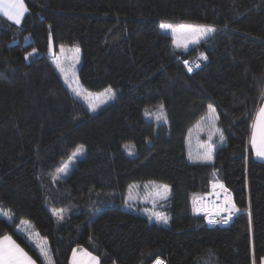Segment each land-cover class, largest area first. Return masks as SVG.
I'll return each mask as SVG.
<instances>
[{
    "label": "trees",
    "instance_id": "1",
    "mask_svg": "<svg viewBox=\"0 0 264 264\" xmlns=\"http://www.w3.org/2000/svg\"><path fill=\"white\" fill-rule=\"evenodd\" d=\"M26 3L21 25L0 16V238L38 264H71L76 249L100 264H260L264 162L250 140L264 98V0ZM163 22L216 31L183 52ZM50 36L56 50L79 45L81 82L114 88L115 101L91 112L73 96L49 56ZM198 59L189 73L185 61ZM159 104L167 122L156 125L144 115ZM210 104L223 145L210 162L196 161L188 140ZM81 147L85 157L56 180ZM152 180L171 186L169 227L123 208L132 184ZM219 184L241 211L228 228L193 208L194 195L225 193ZM32 230L47 240L49 263Z\"/></svg>",
    "mask_w": 264,
    "mask_h": 264
},
{
    "label": "rangeland",
    "instance_id": "2",
    "mask_svg": "<svg viewBox=\"0 0 264 264\" xmlns=\"http://www.w3.org/2000/svg\"><path fill=\"white\" fill-rule=\"evenodd\" d=\"M163 23H169V22H163ZM174 25L179 24H187V25H201V24H192V23H170ZM162 33L168 34L173 38V47L175 50L188 52L192 48L198 46L200 43L206 41L210 37L213 36L214 33L204 37L200 40L198 44L191 43L190 37L188 34H182L180 32H177L175 35L171 32V30H164L161 29ZM188 42V47H183L184 43ZM30 41V36H27L25 38V42L28 43ZM53 44V42H52ZM180 45V46H177ZM64 52H61L60 49L56 50L53 44L52 51L49 52V56L52 58L54 65L56 66L57 60L59 61L61 67L65 70V75L69 78L70 83L72 84V87H79L81 95L76 96L71 89L69 88L68 84L65 83L64 75L61 74V72L57 69L62 81L64 82L67 89L73 94V96L77 97L80 101H82L87 108L91 111L89 104L92 105H99L97 107L98 111L102 107L112 103L117 98V91L114 88H111L115 92V98L111 100H107L106 96H98L96 94L103 93L104 90L99 92H93L84 86V84L81 82L80 79V68L82 65V49L79 45H72V46H63ZM76 47H79V61H76L77 53L74 51ZM37 54V52H35ZM78 79V84H77ZM107 89V88H106ZM92 94L91 96L89 94ZM106 100V102H104ZM147 110L145 112V119L150 122H154L156 125H161L163 123L167 122V116L165 112V107L161 109L159 106ZM164 106V105H163ZM95 111V112H96ZM93 112V111H91ZM215 115L217 116V113L215 112ZM159 117V118H158ZM218 130V131H217ZM212 134L211 140H209V135ZM222 132L218 129L217 126V119L213 120L211 119V113L209 112L206 118L202 121V123L198 126V128L194 131V133L190 136L188 140V144L190 147V153L192 154V158L196 161H204L203 157L206 152V146L208 144L212 145V159L215 155L217 146H222L223 141L220 139V135ZM126 153L134 157L136 155L135 147L132 144H126L124 146ZM85 149L84 147L80 148V151H76L75 155L73 154L63 165V167L56 173V180L57 179H66L72 170L73 167H75L76 163L79 160H82L85 157ZM191 158V159H192ZM211 159V160H212ZM205 162V161H204ZM160 185H168L169 192L167 194L166 198H160L156 195V192L158 190V186ZM217 195V194H215ZM131 197V198H130ZM172 206V189L169 184L159 182V181H146V182H137L132 184L127 193L126 203L123 206L126 210H129L133 213L145 216L150 218L153 221H156L159 225L164 227L170 226V209ZM153 213L159 214L161 217L167 218V223L165 224L163 220H158L155 215H152ZM7 217L12 218V214L9 212ZM31 238V239H30ZM30 242L33 243L41 253V249H44V251L47 253V257L42 256L44 261L50 262L49 257V247L48 242L46 239H42L39 237L36 231L32 230L30 231ZM1 239V238H0ZM78 249L75 250L77 252ZM83 250V249H82ZM86 251V250H85ZM88 252H85L87 254ZM77 254V253H75ZM88 256V255H87ZM82 257V256H81ZM87 258V257H86ZM86 258L82 257V260L77 259L78 264H89L86 262ZM74 260V255H73ZM76 260V255H75Z\"/></svg>",
    "mask_w": 264,
    "mask_h": 264
},
{
    "label": "snow or ice",
    "instance_id": "3",
    "mask_svg": "<svg viewBox=\"0 0 264 264\" xmlns=\"http://www.w3.org/2000/svg\"><path fill=\"white\" fill-rule=\"evenodd\" d=\"M28 11L24 4V0H0V12L3 13L4 16H6L9 20L14 21L16 24L21 23V18L24 16V14ZM161 29L164 30H171L173 35H175L177 32H180L182 34H188L190 37V42L198 44L201 39L204 37L214 33L216 29L209 25H187V24H179L174 25L170 23H161L160 24ZM188 42L184 43L183 47H188ZM180 46V45H177ZM53 44L51 36L49 37V50L52 51ZM61 52H64V47L61 46L60 48ZM74 51L77 53L76 61H79V47H76ZM35 52V49L33 50ZM202 59H207L206 56L201 54ZM187 61H185V64L187 65ZM57 69L61 72L62 75H64L65 83L68 84L71 91L76 95L80 96V88L79 87H72V84L69 81V78L65 75V70L61 67L59 61L56 62ZM189 71H192L191 68L188 69ZM78 84V79H77ZM92 95L91 93L89 94ZM98 96H106L107 100H111L115 98V92L111 89V87L104 90L103 93L96 94ZM106 102V100L104 101ZM99 105H92L89 104V107L91 111L95 112L97 110V107ZM161 109H163V104L159 106ZM209 110L211 113V119L216 120L218 117L215 115V108L210 104ZM159 118V117H158ZM218 131V130H217ZM212 134L209 135V140H211ZM221 141H223L224 137L221 134L220 135ZM251 145L253 150L255 151V154L258 157L264 158V107H260L256 119L253 125V132L251 137ZM212 145L208 144L206 146V152L204 154L203 160L205 162H210L212 159ZM77 151H80V149H77ZM75 155V153H74ZM217 185L214 184L213 187L215 188ZM219 187L227 193V189L224 188L223 184H219ZM169 192L168 185H160L158 186V190L156 192V195L160 198H166L167 194ZM131 198V197H130ZM202 199V198H201ZM196 203H197V197L193 196V208L194 211L196 210ZM218 213L219 212H227L228 217L224 218L223 222L227 223L228 219L233 215L235 212L239 211V209L236 207L235 203L231 199V195L227 194L223 206H217ZM152 215H155L158 220H163V222L166 224L167 218L161 217L159 214L153 213ZM217 221L210 219L209 223H216ZM42 256L47 257V253L44 251V249H41ZM89 257V264H100V259L97 256L91 255V253H87ZM0 264H36V261L32 259L31 256L28 255L27 252L24 251L23 248L20 247L19 244H17L10 236H5L2 239H0ZM73 264H78V262L75 260V250H74V260ZM159 264V262H158Z\"/></svg>",
    "mask_w": 264,
    "mask_h": 264
},
{
    "label": "built area",
    "instance_id": "4",
    "mask_svg": "<svg viewBox=\"0 0 264 264\" xmlns=\"http://www.w3.org/2000/svg\"><path fill=\"white\" fill-rule=\"evenodd\" d=\"M186 65V64H185ZM203 65V61L201 59H198L194 62H188L186 65V69L189 73H194L198 71ZM191 68L192 71H189L188 69ZM227 194H217V195H206L198 199L196 203V211L206 215L207 217V223L209 226L212 227H221V228H228L229 225L232 223V221L240 214V210L235 212L231 217L228 219L227 223H224V218L228 217L227 212H219L217 206H223L224 199ZM215 220L216 223H209V220Z\"/></svg>",
    "mask_w": 264,
    "mask_h": 264
},
{
    "label": "crops",
    "instance_id": "5",
    "mask_svg": "<svg viewBox=\"0 0 264 264\" xmlns=\"http://www.w3.org/2000/svg\"><path fill=\"white\" fill-rule=\"evenodd\" d=\"M26 1H27V0H24V4H25V6H26V8H27V3H26ZM26 14H27V12H26V13L24 14V16L21 18V23H20V24H16V23H15L14 21H12V20H10V21H11L12 23L16 24V25H21V24L23 23V21H24V18H25V16H26ZM0 16H3V17H5V18H7L6 16L3 15L2 12H0ZM7 19H8V18H7ZM8 20H9V19H8ZM260 107H264V98H263V100H262V103H261ZM260 107H259V108H260ZM258 110H259V109H258ZM257 112H258V111H257ZM256 115H257V113H256ZM255 119H256V117H255ZM254 122H255V120H254ZM253 125H254V124H253ZM252 132H253V127H252ZM251 137H252V133H251ZM250 146H251V149H252V151H253V154H254L255 159L264 162V158L258 157V156L255 154V151L253 150L252 145H251V140H250ZM227 192H228V191H227ZM227 194H230V193H227ZM231 199H232V196H231ZM232 201H233V200H232ZM1 239H2V238H1ZM85 252H87V251L82 250V249H78L77 252H75V253H77V254H75V255H76V261H77L78 258H79V260H82V257H85V258L87 257V258H86V262L89 263V257L87 256V254H85ZM73 255H74V253H73ZM73 255H72V257H71V264H73ZM81 256H82V257H81ZM36 264H38V263L36 262ZM156 264H158V262H157ZM159 264H164V263H162V262L159 261ZM260 264H264V260H263Z\"/></svg>",
    "mask_w": 264,
    "mask_h": 264
},
{
    "label": "bare ground",
    "instance_id": "6",
    "mask_svg": "<svg viewBox=\"0 0 264 264\" xmlns=\"http://www.w3.org/2000/svg\"><path fill=\"white\" fill-rule=\"evenodd\" d=\"M191 63V62H190Z\"/></svg>",
    "mask_w": 264,
    "mask_h": 264
}]
</instances>
